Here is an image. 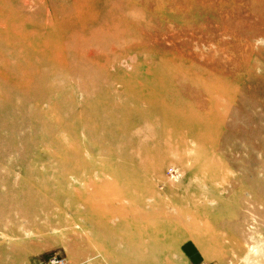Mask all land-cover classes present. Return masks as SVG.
I'll list each match as a JSON object with an SVG mask.
<instances>
[{
  "label": "rangeland",
  "instance_id": "obj_1",
  "mask_svg": "<svg viewBox=\"0 0 264 264\" xmlns=\"http://www.w3.org/2000/svg\"><path fill=\"white\" fill-rule=\"evenodd\" d=\"M262 253L264 0H0V264Z\"/></svg>",
  "mask_w": 264,
  "mask_h": 264
},
{
  "label": "built area",
  "instance_id": "obj_2",
  "mask_svg": "<svg viewBox=\"0 0 264 264\" xmlns=\"http://www.w3.org/2000/svg\"><path fill=\"white\" fill-rule=\"evenodd\" d=\"M41 264H67L59 255H49L48 259Z\"/></svg>",
  "mask_w": 264,
  "mask_h": 264
},
{
  "label": "bare ground",
  "instance_id": "obj_3",
  "mask_svg": "<svg viewBox=\"0 0 264 264\" xmlns=\"http://www.w3.org/2000/svg\"><path fill=\"white\" fill-rule=\"evenodd\" d=\"M166 108V107H165ZM258 246V245H257ZM256 248H259V247H253L249 250V252H251L252 250H255ZM262 249V248H261ZM259 252V251H258ZM263 254V253H262ZM248 255V254H247ZM258 255V254H257ZM260 255V254H259ZM264 255V254H263ZM252 262V261H251Z\"/></svg>",
  "mask_w": 264,
  "mask_h": 264
}]
</instances>
